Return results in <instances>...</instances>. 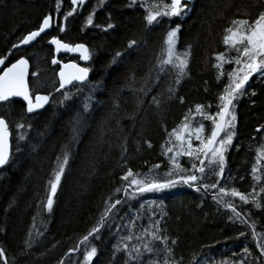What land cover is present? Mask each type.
<instances>
[{"label":"trees","instance_id":"obj_1","mask_svg":"<svg viewBox=\"0 0 264 264\" xmlns=\"http://www.w3.org/2000/svg\"><path fill=\"white\" fill-rule=\"evenodd\" d=\"M128 3L129 0H86L65 20L64 14L74 7L71 0H62L59 12L56 0H0V57L11 51L10 62L26 58L31 68L28 83L33 96L38 93L49 96L47 107L38 114L28 115L21 102L0 107V117L9 124L10 145L16 161L0 171V248L5 250L9 264H59L61 260L64 264H72L73 260L82 259V246L72 255H68L69 250L96 225L110 196L113 200L122 198L123 193L114 190L120 187V177L128 167L134 172L148 173L153 165L159 164L161 167L150 175L165 179L169 168L167 157L161 155V146L167 140L165 129L171 131L180 124L189 108L195 116L196 104H211V111H216L217 96L227 82L225 76L218 83L217 69L213 66L215 55L226 50L224 29L233 19H255L264 11V0H194L190 14L183 20L174 19L171 24V27L181 24L177 50L182 52L191 45L188 74L177 86L175 71L168 66L157 86L144 96L134 89L142 87L146 80L149 84L155 80L157 57L161 55L169 25L165 22L146 29L144 9L138 4L128 7ZM90 15L92 25L87 24ZM45 16L52 17L45 35L29 48L14 49L12 46L19 44L24 36L38 30ZM108 23L114 27L103 31ZM60 27L65 31L60 32ZM52 37L73 46L84 44L89 49L90 59L86 64L76 58L62 59L89 68V79L80 92L72 85L55 93L57 68L51 66L53 52L48 46ZM132 39L141 43L135 50H128V42ZM116 52H121L122 56L112 63ZM232 67L225 65L229 71ZM169 85L176 89L171 98L166 91ZM94 86L95 90L90 91ZM69 90L73 98L61 105L62 93ZM246 91L247 94L236 102L237 134L226 154L222 183L253 193L264 204V193L260 192L264 181L256 183L251 176L257 149L264 144V78L254 74ZM253 92L255 95L251 94ZM154 95L162 101L159 107L152 103ZM89 96L92 97L89 111L78 139L73 141L71 121L82 111ZM180 97L184 99L183 104ZM138 98H142L143 103L138 105ZM18 123H24L25 128L17 129ZM208 124L206 121L205 134ZM257 128L261 131L257 132ZM21 132L27 139L19 141L21 151L16 153L17 137ZM69 144V166L49 213L43 206L48 181L52 178L57 156ZM180 162L183 167L190 168L188 158ZM229 177L235 179L229 180ZM213 178L207 176L206 182L214 183ZM225 199L232 200L231 197ZM143 200L162 202L163 211L167 213L162 226L170 237L173 258L180 260L182 257L181 264H196V261L200 264H223L225 261L239 264L240 260H244V264H264L252 229L229 220L233 214L218 205L210 194L202 195L178 185L159 193H145L141 201L132 202L131 211L134 212ZM233 203L237 211L248 218L249 224H255V232L264 235V208L256 209L251 203L242 205L238 199ZM117 207L119 215L110 220L112 232L117 231V225L126 222L120 217L130 212L127 205ZM157 213L159 218V208ZM141 224L146 226L147 220L139 221L136 231L141 230ZM242 231L245 236L239 235ZM30 232L32 247L28 248L25 241ZM120 232L126 234L122 228ZM115 239L104 228L101 239L92 240L98 250L93 264H113ZM173 239L175 245L171 244ZM246 246L251 253L249 256L243 253Z\"/></svg>","mask_w":264,"mask_h":264},{"label":"snow or ice","instance_id":"obj_2","mask_svg":"<svg viewBox=\"0 0 264 264\" xmlns=\"http://www.w3.org/2000/svg\"><path fill=\"white\" fill-rule=\"evenodd\" d=\"M62 0H56V10L61 9ZM85 0H71V5H83ZM139 5L144 9L145 28L162 25L167 22L169 27L166 31L164 47L161 55L157 57L155 80L149 84L146 80L144 85L135 91L146 96L156 87L160 81L161 74L167 71L168 66L175 71V85H180L182 79L188 74L189 61L191 58V45H188L184 51L177 50L179 33L181 24L176 23L175 27H171L174 19L183 20L192 11L194 0H129L128 7ZM76 11L72 7L70 11L64 14V19L68 20ZM51 16H45L38 30L30 32L24 36L19 44H14L12 47L18 49L21 44L28 45L30 41L36 40L37 37L44 33L46 29L51 27ZM87 24L92 25L93 19L90 15L87 19ZM96 27H100L96 25ZM114 25L108 23L103 31L112 29ZM60 32H64L63 27L59 28ZM223 44L226 46L224 52L215 55L216 63L213 65L217 69V81H221L223 77H227V82L224 84L222 91L217 96L216 111H211L212 105L196 104L193 109L189 108L184 115L183 120L174 127L171 131H166L167 140L161 146V155L168 159L169 168L165 173V179L160 180L155 175H150L154 170H158L159 164L153 165L148 173L134 172L128 167L124 174L120 177L121 185L114 191L115 193H123L122 198L109 197L105 201V208L101 213L99 220L83 237L78 241V244L70 249V252H79L83 247L82 259L77 258L72 264H93L94 258L97 257V247L92 243V240L101 239V230L107 228L110 234L116 237L112 245V260L113 264H181L180 260L174 259V249L169 246L170 237L166 235V228L162 226L166 212L163 211L162 202L157 204L155 200H143L139 203L135 211H131L133 201H141L145 193H159L166 189L174 188L178 185L187 186L200 192L202 195L210 194L212 199L224 209L229 210L233 215L229 216L232 222H239L252 229L253 239L257 238L255 232V224H249L248 218L237 211L236 204L233 200L237 199L242 205L252 204L256 209L264 208V204L260 202L253 193H245L238 188L229 187L227 183H222L225 179V154L233 146V140L236 137V122L237 115L235 112L236 102L247 94L246 85L254 74L264 78V11H260L255 19L250 17L237 18L230 21L229 27L224 29ZM50 44L56 46L57 52L63 50L65 52H79L80 59L89 60V49L84 44L71 45L63 42L60 38L52 37ZM141 42L132 39L128 42L127 49L135 50ZM13 55L9 51V55L0 57V107H11L17 103L13 98H21L26 103V113L38 114L39 109H43L49 103V96L35 95L28 86V66L29 61L23 57L15 62H10L9 57ZM122 56L121 52H116L112 63H115ZM10 66H7V64ZM53 64L58 63L53 59ZM225 65L233 66L231 70H227ZM89 68L80 67L76 63L63 65L60 76V89L66 85H73V82H78L76 91L80 92L82 86L88 79ZM33 75H36L35 73ZM134 81V75L131 77ZM131 87V85L129 86ZM95 86L90 91H94ZM59 91V89H57ZM122 91V90H121ZM169 98L175 95L176 89L169 85L166 88ZM255 95V92L251 93ZM119 95V93L117 94ZM159 95H163L160 93ZM63 99L59 101L61 105L65 101L73 98L72 92L66 91L62 93ZM180 103H184L183 97H180ZM92 97H87L81 112H77L73 117L72 132L73 141L79 137L80 130L85 122V114L89 111L90 101ZM143 103L142 98L137 99V104ZM152 103L159 107L162 103L157 96L152 97ZM118 106V105H117ZM196 117L200 119L197 120ZM195 121V126L193 122ZM209 122L208 131L206 133L205 122ZM17 129H24V123H18ZM31 127V124H28ZM264 127V126H262ZM257 132L261 128L256 129ZM11 133L9 124L5 118L0 117V170L14 164L15 153L10 145ZM26 135L21 132L17 137V145L15 152L21 151L19 141H25ZM193 141L198 144L194 146ZM148 147L152 145L149 143ZM171 153L172 155H169ZM181 157H187L190 168H185L180 162ZM71 158V145H65L60 156L56 158L55 169L52 173V178L48 181V194L46 203L43 205L49 213H51L54 204V197L58 187L61 184V179L65 174L66 168L69 166ZM207 161V163H205ZM126 164V161H125ZM212 172L216 177V181L212 184L206 182L207 172ZM253 181L261 183L264 181V144L257 149L256 163L251 169ZM234 180L235 178H228ZM240 179H243L241 177ZM255 191V186L253 187ZM260 192L264 193V184L260 187ZM225 197H231L232 200H226ZM250 197H252L250 199ZM127 205L130 212L125 216L120 217L123 224L117 225V231H111L110 220L119 215L117 206L123 207ZM159 208V218H157V209ZM147 220L146 226L139 225L140 231H136L138 222ZM35 228V225H33ZM124 229L126 234H121L120 229ZM41 233H37L40 235ZM240 236H245V232H240ZM32 233H29V239L25 241L28 248L32 247ZM135 240L137 243H132ZM171 244L175 245L176 240H171ZM260 248L261 256H264V244H257ZM245 256L251 255L249 248L246 246L243 249ZM209 261L211 258H207ZM0 261L3 264H9L5 250L0 248ZM15 264V262H13ZM59 264H64L61 260ZM196 264H200L196 261ZM223 264H228L227 261ZM239 264H244V260H240Z\"/></svg>","mask_w":264,"mask_h":264},{"label":"water","instance_id":"obj_3","mask_svg":"<svg viewBox=\"0 0 264 264\" xmlns=\"http://www.w3.org/2000/svg\"><path fill=\"white\" fill-rule=\"evenodd\" d=\"M85 1H86V0H85ZM84 3H85V2H84ZM46 31H47V29L45 30L44 33H41V35H40L39 37H37L36 39L41 38L43 35H45ZM50 40H51V39H50ZM50 40H49V41H50ZM34 41H35V40H34ZM34 41H30V43H29L28 45H23V44H21L20 47H19L18 49L29 48V47L32 46V44H33ZM49 41H48V46L51 47V49H52V52H53V59H55V60L58 61V63H56V64L51 63L52 68H57V72H56V77H57V81H58V88H57V89H59V91H63V90H65V89H68V88L71 87L72 85H66L65 88L60 89V76H59V73H60L61 69L63 68V65H65V64H69V63H74V62L68 61V62L62 63V62L59 61V58H60V57H65V56H68L69 58H73V57H78V58H80V53H79L78 51H77V52H65V51H63V50H60L59 52H57V50H56V46L50 44ZM20 58H21V57H20ZM23 58H24V57H23ZM18 59H19V58H18ZM25 59H26V58H25ZM53 59H52V61H53ZM16 60H17V59H16ZM16 60H14L13 62H15ZM87 61H88V60H87ZM87 61L81 59V62H82L83 64H86ZM77 65H78V64H77ZM7 66H10V64H7ZM78 66H80V65H78ZM0 67H4V66H0ZM80 67H82V66H80ZM30 72H31V68H30V63H29V66H28V75H27V80H28V81H29V77H30ZM0 74H2V73H0ZM88 79H89V74H88ZM88 79H87V81H88ZM74 84H78V82H73V85H74ZM28 86H29V83H28ZM29 89H30V88H29ZM59 91L56 90L55 93H58ZM38 94H39V95H45V94H41V93H38ZM35 95H37V94H35ZM35 95L33 96V98L35 97ZM13 99H14L15 101H17V102H21V103L25 106V108H26V103L23 102V101L21 100V98H18V97H17V98H13ZM47 105H48V104H46V105L44 106L43 109H39V110H37V111H38V112L43 111V110L47 107ZM27 114H28V113H27ZM33 114H34V113H33ZM28 115H32V114H28ZM9 140H10V138H9ZM0 171H1V170H0ZM74 253H76V252H69L68 255H72V254H74Z\"/></svg>","mask_w":264,"mask_h":264},{"label":"rangeland","instance_id":"obj_4","mask_svg":"<svg viewBox=\"0 0 264 264\" xmlns=\"http://www.w3.org/2000/svg\"><path fill=\"white\" fill-rule=\"evenodd\" d=\"M78 6H79V4H78ZM213 60H215V59H213ZM193 144H194V146H196L197 144H198V142L197 141H193ZM228 152V151H227ZM227 152H226V154H227ZM226 154H225V158H226ZM172 155V154H171ZM182 158H187V157H181L180 158V160L182 159ZM205 163H207V161L205 162ZM208 176V178H211V177H215V178H213V179H215V181H216V179H217V177L212 173V172H207V175H206V177ZM238 199V198H237ZM238 202L239 203H241L239 200H238ZM257 241L259 242V244H264V235L263 234H259L258 236H257ZM74 261V260H73Z\"/></svg>","mask_w":264,"mask_h":264},{"label":"flooded vegetation","instance_id":"obj_5","mask_svg":"<svg viewBox=\"0 0 264 264\" xmlns=\"http://www.w3.org/2000/svg\"><path fill=\"white\" fill-rule=\"evenodd\" d=\"M76 9L78 8V5H73ZM80 6V5H79ZM48 30V29H47ZM47 32V31H46ZM73 58H76L77 60H79V61H81V59L80 58H78V57H73ZM62 59H69V57L68 56H65V57H60L59 58V61L61 60L62 61ZM60 61V62H61ZM68 62V61H67ZM62 63H65V62H62ZM82 63V62H81ZM77 64V63H76ZM79 65V64H78ZM81 66V65H80Z\"/></svg>","mask_w":264,"mask_h":264},{"label":"bare ground","instance_id":"obj_6","mask_svg":"<svg viewBox=\"0 0 264 264\" xmlns=\"http://www.w3.org/2000/svg\"><path fill=\"white\" fill-rule=\"evenodd\" d=\"M61 61V60H60ZM71 61V60H70ZM61 62H63V61H61ZM81 62V61H80ZM56 79H57V77H56Z\"/></svg>","mask_w":264,"mask_h":264}]
</instances>
